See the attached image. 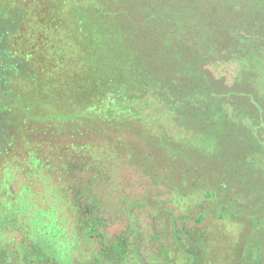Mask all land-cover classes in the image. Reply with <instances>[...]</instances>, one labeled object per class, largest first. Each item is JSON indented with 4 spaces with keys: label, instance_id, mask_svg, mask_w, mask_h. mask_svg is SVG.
I'll return each instance as SVG.
<instances>
[{
    "label": "trees",
    "instance_id": "trees-1",
    "mask_svg": "<svg viewBox=\"0 0 264 264\" xmlns=\"http://www.w3.org/2000/svg\"><path fill=\"white\" fill-rule=\"evenodd\" d=\"M0 5V78L20 85L0 103V264H194L173 211L143 232L146 197L117 196L107 235L99 190L123 164L200 222L243 220L232 264H264V0Z\"/></svg>",
    "mask_w": 264,
    "mask_h": 264
},
{
    "label": "rangeland",
    "instance_id": "rangeland-1",
    "mask_svg": "<svg viewBox=\"0 0 264 264\" xmlns=\"http://www.w3.org/2000/svg\"><path fill=\"white\" fill-rule=\"evenodd\" d=\"M4 21L6 25L10 23V21H7L6 19L4 20V16L2 15V10L0 7V29H2L3 25L5 24ZM12 26L16 28L15 25ZM23 27H25V24L20 28L22 29ZM3 49L4 43L0 41V53H3ZM4 66L5 65H2V67ZM211 69L218 75L224 74L228 81H231L236 72V67L233 64L227 63L211 66ZM2 74L9 78H0V93H2L0 94V103H3V101L6 100L4 99V95H12V93H9L10 91H16L17 93L20 89L19 82L17 83V81L13 79V76H11L13 74H11L10 71L6 72V68H3ZM4 82H8V84ZM5 87H7L6 90ZM60 90L64 92V95L62 96H67L64 88H61ZM113 183L115 188L108 186L106 188L102 187L101 190H99L100 195L103 197L104 201H106L104 202L106 206L104 205L105 207H101L99 212L101 213V217L104 219L107 225L106 233L108 236L113 234L116 235L123 231L126 227V223L117 218L114 214L113 205L115 204L117 196L123 197L126 201L133 200V202L139 198L145 199L146 197V200L142 201V203L145 204L141 206H133L134 217L145 233H149L151 228L158 230V221L154 220V215L159 214L158 212L160 210L165 211L164 213L173 211L176 221L171 227V229L173 228L172 231H174V228L177 227V232L182 231L186 233L194 227L193 229L195 230L193 231L196 234H194V240L191 239L192 243H196L197 248V254L193 255L191 260V262H194V264H232L233 251L235 252L239 241L245 238L246 234L250 231L248 226L243 224L245 223L243 220L222 219L212 212H207L208 214L206 215L205 220L200 222L197 220L196 215H188L185 210L174 208V203H172L170 199L164 197L167 195V193L164 191V187L154 184L149 176L137 170L135 166L123 164L121 168H118V170L114 172ZM184 215L186 218L181 219V217ZM101 230L102 229H99V231ZM162 231V238L165 240V243L176 242L171 233H169L167 237L166 229ZM199 239L201 243H197ZM183 242L185 244L186 241ZM189 244L190 242H186V245ZM92 248L94 247H90V249ZM85 256V252L83 254H78L76 262L82 263ZM63 257L65 258V256ZM60 262L70 264L67 257L65 260L63 259ZM51 263L59 264L52 260ZM149 264L154 263L150 262Z\"/></svg>",
    "mask_w": 264,
    "mask_h": 264
}]
</instances>
